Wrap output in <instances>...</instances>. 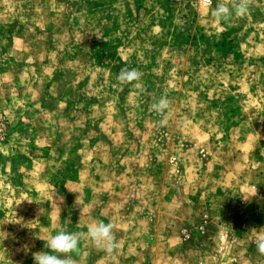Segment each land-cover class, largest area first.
Masks as SVG:
<instances>
[{
    "label": "rangeland",
    "instance_id": "rangeland-1",
    "mask_svg": "<svg viewBox=\"0 0 264 264\" xmlns=\"http://www.w3.org/2000/svg\"><path fill=\"white\" fill-rule=\"evenodd\" d=\"M94 221L75 264H264V0H0V264Z\"/></svg>",
    "mask_w": 264,
    "mask_h": 264
},
{
    "label": "clouds",
    "instance_id": "clouds-1",
    "mask_svg": "<svg viewBox=\"0 0 264 264\" xmlns=\"http://www.w3.org/2000/svg\"><path fill=\"white\" fill-rule=\"evenodd\" d=\"M206 6L210 7L211 16L223 23H230L234 16H244L247 14L254 3V0H224L211 7L212 0H203ZM143 73L135 68H121L117 74V81L121 86L140 81ZM169 100L161 96L151 105V109L158 116L163 117L169 108ZM78 199V198H77ZM42 211V210H41ZM258 235L255 239L256 248L259 254L264 255V228L257 230ZM45 242V250L33 253L34 264H75L72 254L80 251V240L88 238L98 250L112 253L119 247V242L114 235V225L103 221H94L87 225V232H70L60 230L47 239L38 237ZM27 248V246H25Z\"/></svg>",
    "mask_w": 264,
    "mask_h": 264
}]
</instances>
